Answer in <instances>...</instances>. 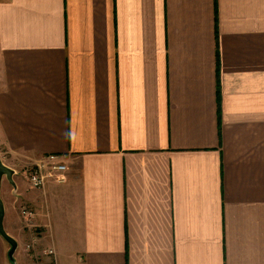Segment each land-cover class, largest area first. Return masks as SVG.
Masks as SVG:
<instances>
[{"label":"crops","instance_id":"1","mask_svg":"<svg viewBox=\"0 0 264 264\" xmlns=\"http://www.w3.org/2000/svg\"><path fill=\"white\" fill-rule=\"evenodd\" d=\"M0 159L12 264H264V0H0Z\"/></svg>","mask_w":264,"mask_h":264},{"label":"built area","instance_id":"2","mask_svg":"<svg viewBox=\"0 0 264 264\" xmlns=\"http://www.w3.org/2000/svg\"><path fill=\"white\" fill-rule=\"evenodd\" d=\"M65 166L64 156L62 155H43L39 157L38 161L33 165L25 168L23 177L32 189H42L48 182L53 181L63 183L65 181V173L67 171ZM20 214L26 223L34 220L36 213L29 204H22L20 207ZM34 242L25 245L27 253L34 251ZM46 255H53V250L45 251Z\"/></svg>","mask_w":264,"mask_h":264},{"label":"water","instance_id":"3","mask_svg":"<svg viewBox=\"0 0 264 264\" xmlns=\"http://www.w3.org/2000/svg\"><path fill=\"white\" fill-rule=\"evenodd\" d=\"M14 176H15V171L7 167L0 159V192L2 186L1 183L3 179H5L12 187H15V183L13 181ZM4 216H5L4 204L0 195V236L9 245L8 258L13 259V255L15 253V250L17 249V244L15 239L9 236L4 229V224H3Z\"/></svg>","mask_w":264,"mask_h":264},{"label":"rangeland","instance_id":"4","mask_svg":"<svg viewBox=\"0 0 264 264\" xmlns=\"http://www.w3.org/2000/svg\"><path fill=\"white\" fill-rule=\"evenodd\" d=\"M14 178H15V180H18V175H15L14 176ZM7 183V181L5 180V179H3V183H2V187H1V194H2V197H1V199H3L4 198V196H5V193H6V191L8 190V188H9V184H6ZM24 183V182H23ZM25 203V201H24V199H20V201H18L16 204H14V206H15V214L17 213V215H18V217H16V215L14 214V212H12L13 213V218L16 220L17 219V221H18V224L20 223L21 224V222L24 224V226H25V228H28V229H30V228H33L35 225H34V223L32 222V221H29L30 223H26L25 222V220L22 218V216H21V214H20V207H21V205L22 204H24ZM11 211H13V208L11 209ZM20 217V219H18ZM8 219V218H7ZM21 220V221H20ZM7 221H5V219H4V222H3V224H4V227H5V231H7L8 232V229H7V223H6ZM35 228H36V226H35ZM25 242H23L22 240H19V250H18V253H16V259L19 261L20 260V257L21 258H23V257H25L26 256V253H25V251H24V247H25ZM15 254V253H14ZM14 262H16V260H15V257H14V260H13ZM13 262H11V264H12Z\"/></svg>","mask_w":264,"mask_h":264},{"label":"trees","instance_id":"5","mask_svg":"<svg viewBox=\"0 0 264 264\" xmlns=\"http://www.w3.org/2000/svg\"><path fill=\"white\" fill-rule=\"evenodd\" d=\"M11 262H13V259H9Z\"/></svg>","mask_w":264,"mask_h":264}]
</instances>
